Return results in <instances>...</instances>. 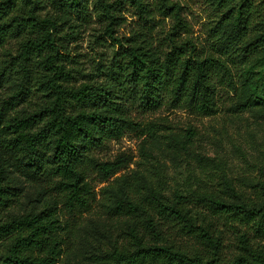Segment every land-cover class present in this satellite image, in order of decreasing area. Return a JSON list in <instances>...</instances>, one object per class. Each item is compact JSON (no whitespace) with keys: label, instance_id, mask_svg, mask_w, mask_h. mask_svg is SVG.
<instances>
[{"label":"trees","instance_id":"1","mask_svg":"<svg viewBox=\"0 0 264 264\" xmlns=\"http://www.w3.org/2000/svg\"><path fill=\"white\" fill-rule=\"evenodd\" d=\"M89 3L0 0V59L10 60L21 82L0 96V264H56L72 253L82 216L96 209L97 183L127 162L103 155L110 142L129 131L161 132L135 111L169 104L212 116L223 91L238 99L247 93L243 109L264 104V0H213L217 18L201 45L179 0H94L104 34L119 45L104 82L80 80L86 77L62 36L66 26L74 34L88 23ZM126 5L140 22L120 37ZM158 17L172 26L159 29ZM196 134L189 127L187 140ZM164 138L185 148L173 134ZM22 179L35 189V204L25 206ZM165 185L131 175L102 188L108 214L101 225L113 246L98 244L87 264H264V180L251 196L227 179L214 192L194 191L206 209L185 194L170 197ZM118 225L123 231L114 237Z\"/></svg>","mask_w":264,"mask_h":264},{"label":"rangeland","instance_id":"2","mask_svg":"<svg viewBox=\"0 0 264 264\" xmlns=\"http://www.w3.org/2000/svg\"><path fill=\"white\" fill-rule=\"evenodd\" d=\"M182 5V15L191 26V35L199 44H204L208 38L209 27L213 25L216 11L213 0H179ZM88 23L82 26L77 20L73 21L78 27L72 33L68 26L62 36L68 43L71 54L81 65V81L93 78L97 82H104L105 72L111 65L114 54L119 50L107 34H104V21L97 16L94 0H89ZM124 22L116 26L117 36L129 35L138 28L140 18L135 9L129 5L122 8ZM163 20V22H161ZM161 26L169 29L173 21L170 18L158 17ZM72 22V23H73ZM69 25V24H68ZM12 54H17L18 45L12 39ZM6 58L0 59V73L4 71L0 81V96L7 92L14 93L21 89L20 78L9 69ZM247 97L244 93L238 97L232 92H222L217 112L212 116L195 115L187 109L163 105L160 109L149 114V111L135 115L146 123L156 121L160 124L161 132L156 138H149L148 133L129 131L122 138L112 140L103 155L110 160L126 157V164L107 182L97 183L98 203L92 213L84 214L83 229L75 240L72 253L64 255L56 264H87L91 263V254L98 244L104 248H112L113 239L109 237L103 222H107V211L100 205L105 197L102 188L121 176H138L142 180L162 179L166 185V194L173 197L177 193L190 196L200 208L206 209L194 191L199 193L214 192L225 179L235 182L244 188L248 195H252L255 185L264 180V104H256L243 109L239 104ZM193 127L197 134L187 140V131ZM166 133L177 136L178 140L186 143L185 148L175 146L164 138ZM21 185L26 191L24 204L36 199L35 189L24 179ZM34 193V196H33ZM107 195V194H106ZM33 197V198H32ZM35 204V202H34ZM40 204V209L44 208ZM33 207V206H32ZM123 227L118 225L113 235L121 234ZM233 238L232 234L228 235ZM227 250L231 251L232 240L226 242ZM2 247L0 246V250ZM1 252V251H0Z\"/></svg>","mask_w":264,"mask_h":264}]
</instances>
